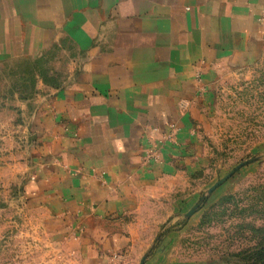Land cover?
Wrapping results in <instances>:
<instances>
[{"label":"rangeland","instance_id":"rangeland-1","mask_svg":"<svg viewBox=\"0 0 264 264\" xmlns=\"http://www.w3.org/2000/svg\"><path fill=\"white\" fill-rule=\"evenodd\" d=\"M57 35L45 52L25 41L0 54V264L105 261L58 236L33 193L58 135L56 102L84 92L92 68L106 63L92 41ZM256 50L215 63L198 118L143 156V182L116 221L127 238L115 264H264V36Z\"/></svg>","mask_w":264,"mask_h":264},{"label":"crops","instance_id":"crops-1","mask_svg":"<svg viewBox=\"0 0 264 264\" xmlns=\"http://www.w3.org/2000/svg\"><path fill=\"white\" fill-rule=\"evenodd\" d=\"M65 29L106 63L92 68L84 92L56 102L58 135L33 193L58 236L120 263L127 237L116 221L143 182V156L198 118L215 63L257 53L264 0H0V54L25 41L45 52Z\"/></svg>","mask_w":264,"mask_h":264}]
</instances>
